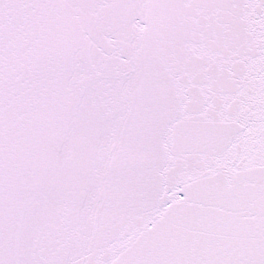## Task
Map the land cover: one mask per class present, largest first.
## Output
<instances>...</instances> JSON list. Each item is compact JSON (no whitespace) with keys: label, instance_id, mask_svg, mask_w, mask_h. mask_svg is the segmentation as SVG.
<instances>
[{"label":"snow or ice","instance_id":"1","mask_svg":"<svg viewBox=\"0 0 264 264\" xmlns=\"http://www.w3.org/2000/svg\"><path fill=\"white\" fill-rule=\"evenodd\" d=\"M0 264H264V0H0Z\"/></svg>","mask_w":264,"mask_h":264}]
</instances>
